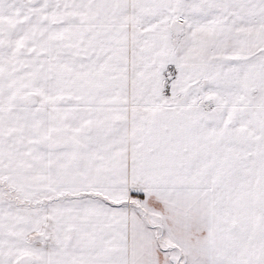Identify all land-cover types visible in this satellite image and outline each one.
I'll list each match as a JSON object with an SVG mask.
<instances>
[{
    "label": "snow or ice",
    "instance_id": "snow-or-ice-1",
    "mask_svg": "<svg viewBox=\"0 0 264 264\" xmlns=\"http://www.w3.org/2000/svg\"><path fill=\"white\" fill-rule=\"evenodd\" d=\"M0 264H264V0H0Z\"/></svg>",
    "mask_w": 264,
    "mask_h": 264
}]
</instances>
